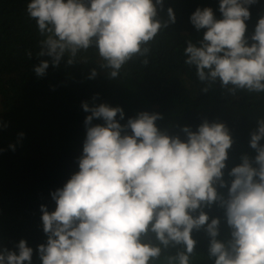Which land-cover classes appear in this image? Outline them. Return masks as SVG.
<instances>
[{
    "label": "trees",
    "instance_id": "obj_1",
    "mask_svg": "<svg viewBox=\"0 0 264 264\" xmlns=\"http://www.w3.org/2000/svg\"><path fill=\"white\" fill-rule=\"evenodd\" d=\"M0 264H264V0H0Z\"/></svg>",
    "mask_w": 264,
    "mask_h": 264
}]
</instances>
